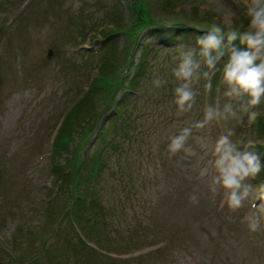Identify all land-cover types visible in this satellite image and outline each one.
I'll use <instances>...</instances> for the list:
<instances>
[{"label":"rangeland","instance_id":"1","mask_svg":"<svg viewBox=\"0 0 264 264\" xmlns=\"http://www.w3.org/2000/svg\"><path fill=\"white\" fill-rule=\"evenodd\" d=\"M162 3L137 0L136 6L165 28L171 21L180 30L186 23L199 31L213 23L241 32L247 27L245 0ZM128 9V0H0V264H264V215L260 231L250 232L247 221L264 203V169L246 181L252 197L235 212L224 205L223 190L213 195L208 180L198 177L207 152L228 127L235 128L234 140L251 141V150L264 153V101L256 109L258 128L247 117L241 125L213 122L193 128L185 148L171 154L173 135L202 120L207 106L226 103L220 78L228 57L217 65L211 91L201 79L192 111L178 115L172 68L196 38L189 33V43L167 44L165 33L159 41L142 29L103 42L101 32L129 20ZM143 56L136 85L122 91L132 65L128 72L122 68ZM103 61L109 64L105 78L91 80ZM156 76L167 83L154 88ZM115 77L121 86L113 100L121 101L119 112L126 116L119 127V118L99 122L100 101L113 89L107 80ZM83 98L87 107L80 106ZM65 112L77 118L62 127L67 136L59 128L52 155ZM100 127L117 148L97 137ZM90 153L102 161L92 176L87 166L93 163L82 164ZM65 160L68 172L61 167ZM75 173L85 178L87 192L73 203ZM194 192L195 205L189 202ZM70 210L81 212L83 231Z\"/></svg>","mask_w":264,"mask_h":264},{"label":"clouds","instance_id":"2","mask_svg":"<svg viewBox=\"0 0 264 264\" xmlns=\"http://www.w3.org/2000/svg\"><path fill=\"white\" fill-rule=\"evenodd\" d=\"M245 4L248 23L242 32L236 28L226 30L219 23L211 24L203 35L195 39L193 47L182 52L172 68V76L177 81L173 103L177 114L182 115L192 111L199 95L196 86L201 79L207 82L204 87L211 91V77L218 71L217 65L222 57H228L223 63L220 78V84L226 89L223 91L226 103L222 107L219 104L207 106L202 120L173 135L168 144V150L173 155L185 148L193 128L203 129L213 122L234 121L236 125H241L245 117L250 124L257 120L259 113L256 109L264 101V0H245ZM216 11L221 14L224 9L221 6ZM225 37L227 44L223 43ZM237 37L241 44L247 45L248 50L229 47ZM165 83L167 81L159 76L152 80L154 88ZM234 136V127L222 131L198 172L199 179L208 180L213 195L223 190V203L232 212L238 211L252 197L253 189L246 181L255 178L264 169V153L251 150L255 147L251 141L234 140ZM261 198H264V193ZM189 202L194 205L199 203L196 192L189 196ZM262 215L264 203L259 205L258 214L247 217L250 232L261 230Z\"/></svg>","mask_w":264,"mask_h":264},{"label":"trees","instance_id":"3","mask_svg":"<svg viewBox=\"0 0 264 264\" xmlns=\"http://www.w3.org/2000/svg\"><path fill=\"white\" fill-rule=\"evenodd\" d=\"M136 1L137 0H128L129 9H128V12H127V19H129V20H127L124 23L122 22L119 25L115 24L114 27L106 28L105 30L103 29L104 31L101 32V34H103L102 35L103 38L104 37L108 38V37H110V35L115 34V33H123L125 35V37H128L130 35H131L130 37H134L138 31H140L142 29H147V34L148 35L154 34L155 36H157L159 41H162L163 39H166L167 43H173L175 41L187 42L188 40H186V39L188 38V36H190V35H187V34L190 33L192 37L197 38L198 36L202 35L201 33L204 34L207 31V29L209 28V27H207V29L205 31L202 30V31H204V32H202V31H199L198 29L194 28V26L189 25L187 23H186V26L182 27L183 30L179 29V24H176V23H174L172 21H171V24H174V25H170V26H168V28H165L163 26V23L162 24H154L150 20V15L148 14L149 15L148 16L145 11L142 12V10L136 6ZM139 1H141V0H139ZM157 1L161 2V0H157ZM162 1H163L162 5L164 7H168V6H170L172 0H162ZM144 4L145 3L143 2V6H144ZM154 22H158V21H154ZM210 24H211V22H210ZM151 25H153V28H149ZM121 28H122V32H119ZM150 31H153V32L150 33ZM181 31H183L184 34H180L179 32H181ZM162 32L166 34V37L163 38V39H162V36H161ZM187 43H189V42H187ZM223 43H225V44L228 43L226 37L224 38ZM232 44H233V46H235L239 50H243V48H247L246 44H241L240 43L239 37H237L232 42ZM108 55L109 54L106 55V57H107V58H105L106 60L110 59V58H108ZM144 63H145V59L144 58H139V60L138 59H134V61H133V59H129V63H127V65H125L122 68L123 70L128 72V70H129L128 65H132L131 69L129 70L130 71V75H129L128 79H127L129 85L127 84V85L121 86V80L120 79L115 80L116 77L111 79V80H107L109 82V85L112 86L113 89L111 90V96H109L106 100L103 99L102 101H100L101 102L100 103L101 105H99L100 113H104L107 110H109V111L113 110L114 113H117L118 109L115 108V106L121 107L123 105L119 104V103H121V101L113 100V93H114L116 87L121 86L122 87L121 88L122 91H127L128 89L131 88V86L136 85L138 76H140V74L144 70V68H143ZM108 67H109V64H106L105 61H103L101 63V66L99 67V70L101 72L98 74V77L96 79L94 78L93 80L98 81L99 77L105 78V75H106V72H107L106 70H108ZM109 85H107V86H109ZM85 95H83V97ZM81 105L84 106V107H87L84 98L82 99V102H80V106ZM81 108H83V107H80V109ZM89 109H90V111H89V115H90V113H92V111L94 109L92 108V106L91 107L89 106L88 110ZM81 111H80V113H81ZM76 112L77 111L75 110L72 114H74ZM69 118H70V115L68 114V116H67V114H66L63 117V120H62V122L60 124V128H61L60 132H63L65 134V136L68 135L66 133L67 130L66 129L62 130V127L65 128V126L66 127L69 126L72 121L75 122V120L77 118V115H74L73 117L71 116L70 120H69ZM81 128H83V127H81ZM100 135H102V134H100ZM59 136H60V133H59ZM60 138H61V136H60ZM107 144H108V142H107ZM69 151L71 152V150H69ZM89 161L92 162L93 164L90 165V166H87L88 167L87 168V173L92 176L94 171L97 169L96 165L101 163V161L99 160L98 156H95L93 153H90L86 157V161L82 159V164L83 165H88ZM64 163H66V166H68V162L66 160H65ZM69 170H70V167H69ZM69 170L67 169V172ZM73 182L74 183H73L72 189L75 192L76 199H79V198L82 197L83 194H85L84 192H87L86 189L82 190V186H81V184L86 182L85 178H80L79 174L75 173V177L73 179ZM91 184H92V182H90V185ZM78 187H80L81 189L78 190L79 189ZM76 188H77V190H76Z\"/></svg>","mask_w":264,"mask_h":264}]
</instances>
